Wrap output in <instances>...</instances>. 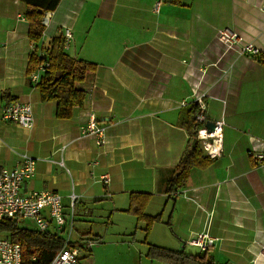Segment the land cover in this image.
<instances>
[{"label": "crops", "instance_id": "crops-1", "mask_svg": "<svg viewBox=\"0 0 264 264\" xmlns=\"http://www.w3.org/2000/svg\"><path fill=\"white\" fill-rule=\"evenodd\" d=\"M26 11L19 0H0V169L15 167L22 153L35 160L22 193H57L65 212L74 193L71 239L85 229L77 218L91 215L90 207L129 213L130 193L150 194L145 211L156 201L154 215L162 221L148 238L163 224L161 243L177 247L166 249L203 254L214 264H264V158L258 163L253 155L254 148L264 155V0H60L43 16L47 24L36 44L28 37ZM66 28L72 35L66 53L96 70L84 85L92 92L82 107L60 119L55 102L41 101L34 87L39 79L31 80L45 70L39 65L29 83L27 65ZM220 29L237 33L240 43L225 49ZM246 43L259 54L241 53ZM194 90L203 96L206 121H224L222 152L169 194L168 182L193 143L184 125ZM10 101L31 105V128L2 118ZM89 113L105 129L102 145L80 134ZM133 218L135 230L141 223ZM202 231L216 238L204 252L186 244ZM77 236L75 244L88 238Z\"/></svg>", "mask_w": 264, "mask_h": 264}, {"label": "trees", "instance_id": "trees-1", "mask_svg": "<svg viewBox=\"0 0 264 264\" xmlns=\"http://www.w3.org/2000/svg\"><path fill=\"white\" fill-rule=\"evenodd\" d=\"M27 8L25 18L28 21V37L31 43L40 41L45 26L42 18L46 12L54 11L60 0H19ZM174 5H179L180 0H170ZM62 35L53 37L43 47L44 53L33 52L27 65V80L30 83V75L39 65L46 68L34 85L40 94L42 102L53 101L56 103L55 116L60 119L71 117L75 107H82L86 99L84 85L93 76L96 65L81 59H77L66 53L63 48ZM197 105L192 104L188 111V117L184 125L189 142L177 164V171L168 182L166 193H172L182 188L189 179L193 168H207L212 160L207 157L198 142L195 140L199 123L195 121ZM171 196V195H170ZM150 194L130 193L128 212L135 216L137 223L143 225L144 241L146 242L154 224L162 221L161 214L149 215L145 209L150 201ZM0 237H5L21 247V264H48L53 256L61 249V237L52 231L39 233L36 229L24 226L15 220L5 218L0 224ZM91 240L97 243L98 237L92 236ZM92 249V248H91ZM86 249L85 252H91ZM146 256L170 264H214L207 261L205 255L184 254L181 251H173L160 246L148 244Z\"/></svg>", "mask_w": 264, "mask_h": 264}, {"label": "built area", "instance_id": "built-area-1", "mask_svg": "<svg viewBox=\"0 0 264 264\" xmlns=\"http://www.w3.org/2000/svg\"><path fill=\"white\" fill-rule=\"evenodd\" d=\"M159 5L160 1L154 3V11H158ZM43 24H47L45 19H43ZM62 36L64 48H68L72 36L71 30L66 28ZM217 38L223 43L225 49L237 46L241 40L237 33L225 29L218 30ZM240 51L252 56L259 54V49L251 43L242 44ZM46 68L48 67L40 65L39 70L44 71ZM39 76V73H36L31 76V80L37 82ZM86 92H92V88L87 89ZM192 96L193 103L197 105L195 121L200 125L196 133V139L204 154L210 159H215L222 152L221 139L224 121L222 118L214 121V129L209 132L205 126L207 121L203 96L196 90L193 91ZM2 118L23 128H31L34 123L31 105L21 101H10L7 103L2 109ZM80 134L93 138L97 145H102L105 142V129L97 122L96 117L92 113H89L84 124L80 126ZM253 150V155L256 157L257 162L261 163L264 155L258 153L255 148ZM19 156L20 161L15 167L0 169V224L7 218L16 220L17 223L24 226L29 223L39 233L47 231L57 233L62 239V247L48 264H78L80 251L91 249L96 242L91 239H83L79 244H75L71 240L76 195L74 193L70 195L71 204L68 212H65L61 196L57 193L52 191L22 193L23 184L34 175L35 160L26 153H22ZM59 164L63 165L62 161ZM101 180L107 181L108 177L102 175ZM215 240L216 238L207 231H202L191 236L186 244L201 251H207L214 245ZM21 261L20 245L8 238L0 237V264H21Z\"/></svg>", "mask_w": 264, "mask_h": 264}, {"label": "rangeland", "instance_id": "rangeland-1", "mask_svg": "<svg viewBox=\"0 0 264 264\" xmlns=\"http://www.w3.org/2000/svg\"><path fill=\"white\" fill-rule=\"evenodd\" d=\"M90 3L96 5L94 1H90ZM84 12L85 10L81 12V15ZM81 20L82 18L80 16ZM156 205V201L151 203L146 212L154 215L157 212ZM90 208H92L91 215L86 217L79 216L77 218L78 224L76 223V225L85 229L75 230L72 239L81 234L88 236L87 239H90L92 236H97L98 241L92 247L90 253L80 251L78 264H150V258L146 256L148 244L159 243L157 245L163 246V248L177 249V247H168L170 245L161 243L163 235L167 232V228L163 224H158L154 234L147 238L146 243H143L144 236L140 230V227L143 225H139V228L134 230L135 221L131 214L127 212L109 213V211H106L107 209ZM29 227L32 228V226ZM177 241L179 240L177 239ZM186 251L192 253L199 252L190 247H187ZM154 261L153 264H157L156 259Z\"/></svg>", "mask_w": 264, "mask_h": 264}, {"label": "water", "instance_id": "water-1", "mask_svg": "<svg viewBox=\"0 0 264 264\" xmlns=\"http://www.w3.org/2000/svg\"><path fill=\"white\" fill-rule=\"evenodd\" d=\"M207 130L211 132L214 129V122L210 121L205 124Z\"/></svg>", "mask_w": 264, "mask_h": 264}, {"label": "bare ground", "instance_id": "bare-ground-1", "mask_svg": "<svg viewBox=\"0 0 264 264\" xmlns=\"http://www.w3.org/2000/svg\"><path fill=\"white\" fill-rule=\"evenodd\" d=\"M208 226V225H207Z\"/></svg>", "mask_w": 264, "mask_h": 264}]
</instances>
